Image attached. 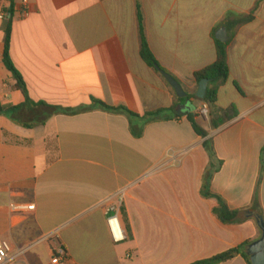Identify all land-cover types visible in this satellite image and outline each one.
<instances>
[{
  "label": "crops",
  "instance_id": "0c3cea01",
  "mask_svg": "<svg viewBox=\"0 0 264 264\" xmlns=\"http://www.w3.org/2000/svg\"><path fill=\"white\" fill-rule=\"evenodd\" d=\"M0 2L15 11L10 56L30 98L78 111L34 129L0 115V239L25 250L10 264H193L260 238L254 219L223 223L203 186L212 139L222 165L209 190L242 216L255 211L259 189L264 212V0H30L27 18L21 0ZM139 8L156 60L187 94L196 95L194 74L216 62L226 30L230 77L215 108L233 107L235 119L216 129L211 109L205 118L192 100L203 138L189 111L176 112L185 103L141 57ZM5 27L0 20V103L18 106L24 99L3 62ZM96 102L180 116L130 121ZM122 191L126 240L116 243L107 210ZM59 245L68 259L57 263Z\"/></svg>",
  "mask_w": 264,
  "mask_h": 264
},
{
  "label": "trees",
  "instance_id": "16d2710c",
  "mask_svg": "<svg viewBox=\"0 0 264 264\" xmlns=\"http://www.w3.org/2000/svg\"><path fill=\"white\" fill-rule=\"evenodd\" d=\"M13 15H14V9L12 7L8 11V16L5 20L6 22L5 51L3 55V62L6 69L12 74L14 80L16 81V89H18L21 92L24 102L18 106H4L0 103V115L10 118L15 123L25 128L34 129L35 127L44 125L45 122L54 115L77 114L78 111H74L68 108H63L60 106L49 105L45 102H35L30 98L23 76L15 67L10 56ZM240 23L242 22H239L237 25H239ZM139 27H140V36H141L142 59L149 67L158 71H164L160 67L158 61L156 60L148 44L143 27V17L140 8H139ZM216 51H217L216 62L211 66H208L203 70L196 72L194 74V78L197 86H199L201 81L205 79L209 80L207 96L201 102L207 104L208 107L211 109L210 112L211 122L214 125V127L217 129L220 126L224 125L225 123L235 119L237 113L235 112V109L233 107L228 110H216L215 108V105L217 104L218 101L219 89L224 83L228 81L230 77V69L228 66V56H227V44H224L220 41H216ZM192 100H197L195 94H188L186 98L178 99V102L192 106V111L187 113L186 115L189 121L191 122L196 134H198V136L200 137L207 138L208 133L197 122V119L200 115L194 113L195 108H193V105L190 104ZM96 104L99 105L103 110L124 114L129 118L130 121L141 118L148 119L149 121H159V120L167 121L174 117L180 116V114L175 113L174 111L175 109H172L170 111L160 110L154 113L146 114L145 116L141 117L138 114L132 112L130 109H128L125 106H118V107L108 106L102 102H96ZM89 110L90 108H85L82 110V112ZM142 132H143V127L140 129V131H133V134L136 137H141ZM204 148L206 149V151L210 156L211 163H210V168L206 172V178L203 186V195L208 198H215L218 201L219 207L215 210V214L223 223L231 224V223L240 222V220L237 218L240 212L230 210L226 202L220 196L213 194L211 190H209V186L207 182H209V180L212 179L213 175L218 171V168L222 165V161L217 160L214 149V143L212 139H208L205 141ZM263 174H264V149H263V159H262V176ZM259 195L260 194L258 189L256 193L254 209L262 216H264V212L260 205ZM252 243L253 242H247L238 248L228 250L215 257L198 261L193 264H222L238 256H241L247 262V264H251L250 257L246 254V249Z\"/></svg>",
  "mask_w": 264,
  "mask_h": 264
},
{
  "label": "built area",
  "instance_id": "2783aa9c",
  "mask_svg": "<svg viewBox=\"0 0 264 264\" xmlns=\"http://www.w3.org/2000/svg\"><path fill=\"white\" fill-rule=\"evenodd\" d=\"M21 12L24 18L30 16V0H21ZM10 8H7L3 5V2H0V20L5 21L8 16V11ZM15 12V11H14ZM209 107L207 104L203 103L199 114L205 118H208ZM127 197V192L122 191L117 195L118 203L117 205H112L107 210V225L110 230V234L116 243H121L126 240V232L122 225L121 221V208ZM12 210H17L15 205L11 206ZM35 206H29L28 210H34ZM25 250L17 249L14 250L9 242L0 239V264H10L17 261L20 257L23 256ZM68 259L67 252L62 245H59L54 251V260L55 262H62Z\"/></svg>",
  "mask_w": 264,
  "mask_h": 264
},
{
  "label": "water",
  "instance_id": "95a60500",
  "mask_svg": "<svg viewBox=\"0 0 264 264\" xmlns=\"http://www.w3.org/2000/svg\"><path fill=\"white\" fill-rule=\"evenodd\" d=\"M225 34L226 30L222 29L217 35V39L222 43L226 42V40L224 39ZM159 72L164 76L170 86L174 89L179 99L187 97L188 94L186 93L182 85L172 75L164 71ZM208 86L209 80L205 79L200 82L198 91L196 93V98L198 101H202L206 98ZM185 111H192V106L190 107V105L184 104L180 105V107L176 110L177 113H182ZM238 218H248L255 220L258 228L261 231V236L258 240L248 246V248L246 249V254L250 257L251 264H264V216L256 211L248 210L245 211L242 216H238Z\"/></svg>",
  "mask_w": 264,
  "mask_h": 264
}]
</instances>
